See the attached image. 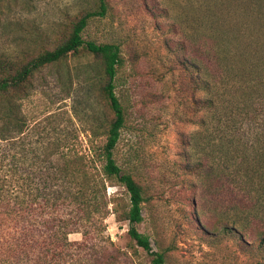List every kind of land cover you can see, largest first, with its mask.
<instances>
[{
    "label": "rangeland",
    "instance_id": "obj_1",
    "mask_svg": "<svg viewBox=\"0 0 264 264\" xmlns=\"http://www.w3.org/2000/svg\"><path fill=\"white\" fill-rule=\"evenodd\" d=\"M106 1V14L88 21L82 39L116 44L121 50L115 93L125 121L113 154L143 189L138 231L149 238L154 251L164 253L166 264H264V247L257 237L223 230L220 223L226 218L217 215L197 169L201 154L216 149L212 141L228 118L209 116L204 138L195 148L190 139L203 130L197 123L200 115H192L180 87L186 83L188 57L198 64L206 60L200 70L208 73L220 101L236 90L230 73L236 60L264 63V0ZM96 10V0H0V52L36 53L52 47L68 35L73 22ZM103 83L100 62L83 49L36 72L28 95L13 101L17 113L12 116L22 131L13 129L12 120L6 144L10 156L24 154L23 168L37 162L57 169L63 166L62 153L89 155L92 147H102L103 130L113 118L101 96ZM188 90L192 93V85ZM256 106L264 124V99ZM42 159L45 162L38 161ZM39 184L43 187L42 178ZM83 184L89 187L91 182ZM106 198L128 202L115 180L106 183ZM60 206L61 216L69 217L70 209ZM107 208L103 221L102 207L86 220V248L77 245L81 233H70L72 245L57 250L64 261L54 264H89L103 256L112 264H151L130 239L127 223L116 222L111 205ZM41 214L42 220L48 219ZM39 232L52 237L43 226Z\"/></svg>",
    "mask_w": 264,
    "mask_h": 264
},
{
    "label": "trees",
    "instance_id": "obj_2",
    "mask_svg": "<svg viewBox=\"0 0 264 264\" xmlns=\"http://www.w3.org/2000/svg\"><path fill=\"white\" fill-rule=\"evenodd\" d=\"M96 1L97 10L85 13L73 22L68 35L52 47L36 53L23 50L8 55L0 52V264L64 261L57 250H66L72 245L67 240L68 234L81 233L82 241L77 245L84 250L89 236L86 220L94 215L96 208L102 207L99 218L103 221L109 214L108 205H111L116 222L127 223L130 239L151 258V264H166L164 253L154 251L149 238L137 229L143 221V189L114 159V149L125 121L123 107L115 93V77L122 63L120 47L82 39L88 21L106 14L107 1ZM81 49L95 57L102 66L101 96L113 114L103 130L105 143L96 151L92 147L89 155L77 151L62 153L63 166L57 169L37 166V162L28 169L23 168L20 166L24 162L22 153L16 151L10 156L6 147L12 120L13 129L22 131L21 123L17 124L19 119L12 116L17 113L13 101H20L28 95L30 80L36 72L62 62ZM235 63L230 73L236 90L227 101L219 100L222 96L208 79V73L200 70L206 60L198 64L193 57H188L184 61L186 83L180 87L184 103L194 110L192 115H200L197 123L203 130L197 131L190 139L195 148L204 138L209 116L217 121L228 118V125L217 130L220 135L212 141L216 149L201 154V166L197 167L200 173L202 171L201 184L206 187L205 194L212 195L217 215L226 218L227 222L220 225L225 232L238 231L257 237L259 245L264 247V124L260 120L262 111L256 106L264 99V63H251L243 57ZM189 85H192V93L188 90ZM12 158H16V162ZM41 178L43 187L39 184ZM111 180L124 188L128 196L126 205L119 199L107 200L106 183ZM84 182L91 184L88 187ZM202 194L201 199H204ZM60 205L70 209L69 217L61 216ZM41 212L45 213L47 220L40 218ZM52 216L55 219L52 220ZM55 221H58L57 225ZM41 224L45 231L52 232V237L48 234L44 238L40 234ZM98 259L102 260L89 264H112L105 256Z\"/></svg>",
    "mask_w": 264,
    "mask_h": 264
}]
</instances>
